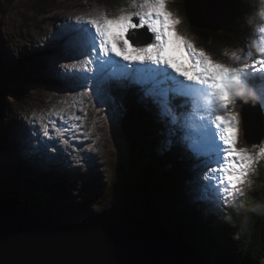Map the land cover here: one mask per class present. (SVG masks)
<instances>
[{
  "label": "rangeland",
  "instance_id": "374dc122",
  "mask_svg": "<svg viewBox=\"0 0 264 264\" xmlns=\"http://www.w3.org/2000/svg\"><path fill=\"white\" fill-rule=\"evenodd\" d=\"M34 1L13 0L8 4L4 3L5 9L0 13V67L4 71L8 69L7 66L16 67L22 72L29 73L33 79L31 83L25 85L20 80L9 83L10 88H22L19 99L6 95L2 97L0 185L4 183L8 187L6 190L0 188V199L14 201L29 209L26 196L30 194L49 200L55 209L54 212L58 213L57 216L77 228L92 224H110L115 215L122 212V206L126 202L129 176L133 177L139 170V166L130 164L126 140L120 129H126L133 124L135 115H124V111L120 112V108L114 105L110 92L97 97L93 82L86 79V76L90 75L87 72L93 73L96 66L89 62L88 57L78 56V51L68 47L65 41L60 39L73 29L69 25L63 26L62 20L64 18L68 20V24L71 21L78 26L77 17L95 18L103 11L115 16L119 15L122 9L124 11L138 9L128 7L130 0L117 4L116 8L105 6L98 0H55L51 10L38 15L32 8ZM179 2L180 0H171L169 8L182 21L179 26L181 34L187 35L198 47L211 50L217 59L237 67L241 65L232 61L230 55H223L225 48L231 53L237 48L247 50L251 47L252 52L256 54L255 58H260L253 33L264 24V20H261V17H264V1L254 8L257 21L254 28H251L249 37L245 40L237 36L236 46L226 44L223 38L214 39L211 45L200 44L198 34L181 11ZM137 19L133 17L134 22ZM145 29L147 27L136 29L134 32H142L138 35L141 39L145 37L151 39L153 34ZM70 53L78 56V59H84L89 68L86 71L77 65L75 69L78 75L80 74L79 78L85 80L83 89L69 84L70 73L74 71L67 64L73 60ZM243 94H246L249 101L257 100L252 87L242 88L235 106L229 107L231 111L240 115L237 147L247 148L255 155L258 149L253 145L256 144L250 145L244 139L242 110L238 111L236 108ZM255 103L264 117V106L259 101ZM185 108L191 112V103H187ZM130 109L132 111V108ZM200 115L203 113H197L196 117ZM257 146H264V138ZM186 153L192 155L187 149ZM21 159H24L23 163L18 161ZM18 164L23 165L22 171L15 173L16 169L13 166L17 168ZM211 167L216 165L212 164ZM201 168L203 172L196 174V183L192 185L193 188L188 189L194 198H200V185L203 184L207 172L205 166ZM252 169L241 185L242 190L239 193H232L229 190L228 194L218 198L224 202V206L214 207V199L207 201L218 219L221 218L220 214L223 211L234 209L237 204L240 210L244 211L248 198L256 194L259 177L264 172V158L253 164ZM41 172L50 175L51 182L55 179L62 182L64 198L53 197L42 183L27 186V180L37 182L36 179ZM233 195L236 197L235 200ZM114 206H117L115 210L112 209ZM245 222L247 225V220Z\"/></svg>",
  "mask_w": 264,
  "mask_h": 264
},
{
  "label": "snow or ice",
  "instance_id": "6c2138e0",
  "mask_svg": "<svg viewBox=\"0 0 264 264\" xmlns=\"http://www.w3.org/2000/svg\"><path fill=\"white\" fill-rule=\"evenodd\" d=\"M170 3L130 0L128 7L137 11L122 9L115 16L103 11L95 18L77 17L78 26L60 39L96 66L86 79L93 82L98 98L113 87L135 86L142 99L155 105L160 120L169 126V134L182 133L184 147L194 157L203 158L207 168L200 185L201 199H218L229 190L239 193L253 171L252 165L264 158V146L253 145L258 149L255 155L237 147L240 115L229 106L234 107L240 90L248 87L264 106V24L253 33L259 59L251 47L231 53L224 49L223 55L241 65L237 67L181 34L182 21L170 10ZM133 17L138 19L134 22ZM145 27L153 34L152 41L140 45L134 30ZM177 98L182 100L179 107L190 102L191 112L178 113ZM197 113L203 115L196 117Z\"/></svg>",
  "mask_w": 264,
  "mask_h": 264
},
{
  "label": "trees",
  "instance_id": "16d2710c",
  "mask_svg": "<svg viewBox=\"0 0 264 264\" xmlns=\"http://www.w3.org/2000/svg\"><path fill=\"white\" fill-rule=\"evenodd\" d=\"M11 1L13 0H0V13L5 9L4 3ZM98 1L105 6L116 8L117 4L126 0ZM262 1L264 0H238L232 25L221 34L195 30L199 43L211 45L214 39L223 38L226 44L236 46L237 36L246 40L257 21L254 8L261 5ZM54 2L55 0H35L32 8L36 14L43 15L54 7ZM178 4L186 15L184 1L180 0ZM7 68L4 71L0 67V122L3 116L2 97L6 95L19 99L22 95L21 87L10 88L9 83L20 80L25 85L33 81L29 73L16 67ZM110 95L120 112L124 111V115H135L133 124L126 129H120L126 140L130 164L139 166L138 173L133 177L129 176L126 202L122 206V212L115 215L112 222H117L129 230L141 225L162 227L182 239L207 264H264V172L259 177L256 194L248 198L244 211H241L237 204L234 209L223 211L218 219L212 213L213 207L207 203V199L194 198L189 193L188 189L193 188L192 185L196 183V174L203 172L201 166H204V163L203 158L198 159L186 153L180 138L182 133L177 130L175 135L169 134V126L160 120L155 105L142 99L137 87H113ZM246 99V94H243L236 106L238 111L242 110ZM181 103V99L174 101L178 113H187L185 107H179ZM25 158L32 161L31 158ZM18 161L23 163L24 159ZM22 166L18 164L15 168L14 165L15 173L21 172ZM36 180L37 182L27 180V186L42 183L53 197L64 198L60 180L51 182L50 175L42 172ZM1 187L6 190L8 186L3 183ZM26 197L31 212L40 214L58 227L77 228L67 224L65 219H60L49 200L30 194ZM213 204L214 207L225 205L218 199H214ZM116 208L117 206H114L112 209Z\"/></svg>",
  "mask_w": 264,
  "mask_h": 264
},
{
  "label": "water",
  "instance_id": "95a60500",
  "mask_svg": "<svg viewBox=\"0 0 264 264\" xmlns=\"http://www.w3.org/2000/svg\"><path fill=\"white\" fill-rule=\"evenodd\" d=\"M195 30L217 33L233 22L238 0H183ZM147 30V29H145ZM134 37L140 45L152 41ZM143 40V41H142ZM255 101L243 105V137L259 145L264 117ZM0 264H207L179 237L162 227L133 230L117 222L61 228L14 201L0 199Z\"/></svg>",
  "mask_w": 264,
  "mask_h": 264
},
{
  "label": "bare ground",
  "instance_id": "6f19581e",
  "mask_svg": "<svg viewBox=\"0 0 264 264\" xmlns=\"http://www.w3.org/2000/svg\"><path fill=\"white\" fill-rule=\"evenodd\" d=\"M68 21V20H67ZM66 21V19H64L63 18V20H62V23H63V26H65V25H69L70 26V28H73V27H75L76 25L75 24H73L71 21L69 22V24H68V22ZM70 52H71V50H70ZM70 55H71V57H73V60L71 61V62H68L67 64H69L70 65V67L72 68V69H74V71H72L71 73H70V79H69V84H74L75 86H78L79 87V89H83L82 87L83 86H85V80L84 79H82V78H79L80 77V74L78 75V71H76L75 69H76V66L78 65V66H82L83 68H85L86 69V71H88L89 70V68L86 66V64H85V61H84V59L82 60V59H78L77 57L78 56H80L81 57V55L80 54H78V56L76 57L74 54H72V53H70ZM75 57V58H74ZM70 69V68H69ZM78 69V68H77ZM94 69V68H93ZM68 70V69H67ZM69 72V71H68ZM94 72V71H93ZM87 73H89L90 75L92 74V72L91 71H89V72H87ZM86 75V74H85ZM248 100V99H247ZM245 102H246V100H245ZM245 104V103H244ZM258 105V104H257ZM242 110H243V107H242ZM241 113H242V111H241ZM241 118H242V116H241Z\"/></svg>",
  "mask_w": 264,
  "mask_h": 264
}]
</instances>
